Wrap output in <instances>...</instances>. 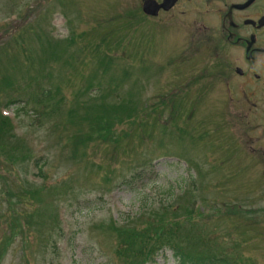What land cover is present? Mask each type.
Masks as SVG:
<instances>
[{
    "label": "rangeland",
    "instance_id": "1",
    "mask_svg": "<svg viewBox=\"0 0 264 264\" xmlns=\"http://www.w3.org/2000/svg\"><path fill=\"white\" fill-rule=\"evenodd\" d=\"M139 6L0 0V264H124L112 224L152 210L191 211L186 251L198 237L205 258L264 264V174L225 151L247 127L197 101L215 70ZM149 264L179 262L165 248Z\"/></svg>",
    "mask_w": 264,
    "mask_h": 264
},
{
    "label": "flooded vegetation",
    "instance_id": "2",
    "mask_svg": "<svg viewBox=\"0 0 264 264\" xmlns=\"http://www.w3.org/2000/svg\"><path fill=\"white\" fill-rule=\"evenodd\" d=\"M144 1L139 6L144 20H167L184 45H195L193 59L203 64L197 70H215L206 76L209 83L195 88L198 102L212 96L219 124L247 127L240 136L235 131L226 134L227 140L228 135L238 140L225 147L228 159L240 156L241 167L247 158L250 168L264 174V0H173L155 17L142 13ZM240 139L246 146H240Z\"/></svg>",
    "mask_w": 264,
    "mask_h": 264
},
{
    "label": "trees",
    "instance_id": "3",
    "mask_svg": "<svg viewBox=\"0 0 264 264\" xmlns=\"http://www.w3.org/2000/svg\"><path fill=\"white\" fill-rule=\"evenodd\" d=\"M16 92L23 96L25 101L29 98L21 89H17ZM43 94L46 96L49 92L44 91ZM49 99L47 97L45 101ZM38 103H41V101L38 100ZM16 104H21V101H17ZM22 108L23 106L19 105L16 108V112L23 110ZM41 108L42 110L37 111L39 115H45V113H48V110L50 112L54 111L53 108L47 106V103L46 106H41ZM44 109H48L47 112H44ZM14 114L16 115V113ZM1 119H3L0 121L2 126H10V120L7 117ZM135 174L132 179L138 181L141 174L140 172ZM188 213L191 214V211H186L178 216V220L174 224L166 223L167 219L161 217L159 210H152V220L143 225H136L132 217H128L121 226L112 224L111 229L115 234V241L117 243L115 248L116 254L124 264H149L154 261L161 250L167 248L173 251V255L179 264H234L223 257L205 258L201 254H198L201 245V240L198 237H195L192 241V251L191 248L186 251L184 242L187 239V228L180 221L184 220L185 214Z\"/></svg>",
    "mask_w": 264,
    "mask_h": 264
},
{
    "label": "water",
    "instance_id": "4",
    "mask_svg": "<svg viewBox=\"0 0 264 264\" xmlns=\"http://www.w3.org/2000/svg\"><path fill=\"white\" fill-rule=\"evenodd\" d=\"M173 0H163L161 4H157L154 0H145L142 5V11L149 16H156L161 8L168 10Z\"/></svg>",
    "mask_w": 264,
    "mask_h": 264
}]
</instances>
